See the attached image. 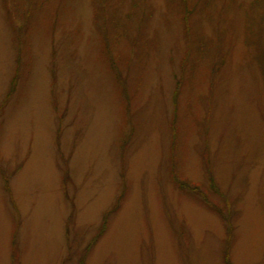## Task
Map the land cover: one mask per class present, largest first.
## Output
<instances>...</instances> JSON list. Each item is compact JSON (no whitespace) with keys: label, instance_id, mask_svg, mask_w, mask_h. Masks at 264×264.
I'll return each instance as SVG.
<instances>
[{"label":"rangeland","instance_id":"obj_1","mask_svg":"<svg viewBox=\"0 0 264 264\" xmlns=\"http://www.w3.org/2000/svg\"><path fill=\"white\" fill-rule=\"evenodd\" d=\"M0 264H264V0H0Z\"/></svg>","mask_w":264,"mask_h":264}]
</instances>
